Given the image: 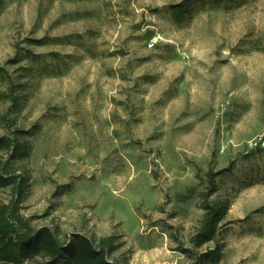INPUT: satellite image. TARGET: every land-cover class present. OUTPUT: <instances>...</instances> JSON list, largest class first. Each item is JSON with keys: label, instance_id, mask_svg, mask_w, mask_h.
Listing matches in <instances>:
<instances>
[{"label": "rangeland", "instance_id": "1", "mask_svg": "<svg viewBox=\"0 0 264 264\" xmlns=\"http://www.w3.org/2000/svg\"><path fill=\"white\" fill-rule=\"evenodd\" d=\"M13 130L34 229L113 237V264H213L190 239L214 171L219 264H264V0H0Z\"/></svg>", "mask_w": 264, "mask_h": 264}, {"label": "trees", "instance_id": "2", "mask_svg": "<svg viewBox=\"0 0 264 264\" xmlns=\"http://www.w3.org/2000/svg\"><path fill=\"white\" fill-rule=\"evenodd\" d=\"M10 87H13L12 82L9 83L8 88ZM11 91L9 89L10 93ZM5 97H11L15 103L18 101V98L12 95L5 94ZM1 119L8 123L5 115H2ZM21 134L20 130H13L0 137V187L11 188L13 195L9 203H0V264H24L37 259L43 260L39 264H113L109 260L117 249L113 237L96 239L76 234L66 243L60 240L56 230L48 226L34 229L21 215L20 203L25 177L19 175L13 165L14 161L20 160L23 155V147L19 141ZM2 153H5V156ZM216 175L214 171L206 174L207 188L201 195L204 215L196 234L190 239L196 248L208 242H216L214 249L200 257L202 262L213 264H219L221 261L222 249L216 234L218 219L226 211V206L216 201L207 202L216 192Z\"/></svg>", "mask_w": 264, "mask_h": 264}]
</instances>
